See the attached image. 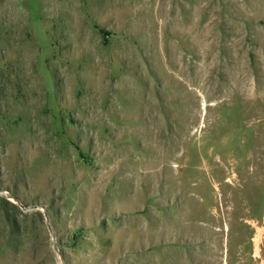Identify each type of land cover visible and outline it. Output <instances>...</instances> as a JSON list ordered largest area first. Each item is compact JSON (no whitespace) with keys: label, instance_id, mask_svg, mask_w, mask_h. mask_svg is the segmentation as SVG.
<instances>
[{"label":"rangeland","instance_id":"obj_1","mask_svg":"<svg viewBox=\"0 0 264 264\" xmlns=\"http://www.w3.org/2000/svg\"><path fill=\"white\" fill-rule=\"evenodd\" d=\"M0 264H264V0H0Z\"/></svg>","mask_w":264,"mask_h":264},{"label":"water","instance_id":"obj_2","mask_svg":"<svg viewBox=\"0 0 264 264\" xmlns=\"http://www.w3.org/2000/svg\"><path fill=\"white\" fill-rule=\"evenodd\" d=\"M14 202H15L17 205H19V206H20L23 210H25V211L38 209L37 206L30 207V208L24 207V206L22 205V203H21L20 201H18V200H14Z\"/></svg>","mask_w":264,"mask_h":264}]
</instances>
